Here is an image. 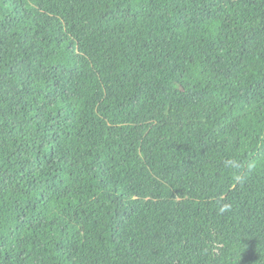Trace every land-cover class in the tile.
I'll use <instances>...</instances> for the list:
<instances>
[{
    "label": "trees",
    "instance_id": "16d2710c",
    "mask_svg": "<svg viewBox=\"0 0 264 264\" xmlns=\"http://www.w3.org/2000/svg\"><path fill=\"white\" fill-rule=\"evenodd\" d=\"M0 264H264V0H0Z\"/></svg>",
    "mask_w": 264,
    "mask_h": 264
},
{
    "label": "clouds",
    "instance_id": "9594fccd",
    "mask_svg": "<svg viewBox=\"0 0 264 264\" xmlns=\"http://www.w3.org/2000/svg\"><path fill=\"white\" fill-rule=\"evenodd\" d=\"M229 165H231V166H235V161H228L227 162ZM251 167V166H250Z\"/></svg>",
    "mask_w": 264,
    "mask_h": 264
}]
</instances>
